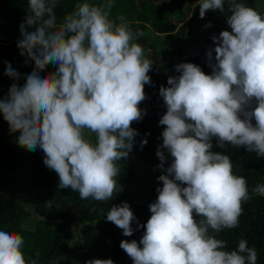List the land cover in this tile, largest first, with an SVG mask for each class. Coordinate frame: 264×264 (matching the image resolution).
Returning a JSON list of instances; mask_svg holds the SVG:
<instances>
[{"label":"clouds","instance_id":"1","mask_svg":"<svg viewBox=\"0 0 264 264\" xmlns=\"http://www.w3.org/2000/svg\"><path fill=\"white\" fill-rule=\"evenodd\" d=\"M58 5L59 0H27L17 48L34 69L22 86L11 85L0 113L10 132H19V146L43 151L44 165L58 176V190L106 202L122 190L118 162L127 160L138 135L131 124L144 114L138 106L146 98L144 86L151 84L153 61L136 42L143 31L123 15L112 17L114 0H79L59 18ZM226 8L231 31L211 37L214 47L206 52L211 74L180 63L174 68L179 75L159 88L166 106L155 153L162 187L148 205L147 222H137V230L144 229L139 242H120L132 264H257L247 240L228 251L227 242L217 238L238 227L251 197L247 180L233 174L230 156L211 149L215 138L220 148L230 145L264 158V14L238 0H200L199 18ZM48 64L55 71L42 74ZM5 75L21 78L10 64ZM146 143L142 139L140 147ZM165 153L171 157L167 167ZM251 192L264 197V184ZM45 204L51 207L52 201ZM105 218L125 237L133 235L136 217L127 202L113 205ZM24 244L19 233L0 229V264H37L25 259Z\"/></svg>","mask_w":264,"mask_h":264},{"label":"trees","instance_id":"2","mask_svg":"<svg viewBox=\"0 0 264 264\" xmlns=\"http://www.w3.org/2000/svg\"><path fill=\"white\" fill-rule=\"evenodd\" d=\"M77 2L79 0H59L58 18L71 12ZM238 2L264 14V0ZM258 2L263 8H257ZM199 3L200 0H114L112 17L123 15L133 29L143 31V37L136 42L144 48L153 66L148 73L151 84L144 86L146 98L138 106L144 114L131 124L138 132L133 149L127 160L118 162L121 172L116 179L122 190L113 199L106 202L81 200L71 189L58 190V176L44 165L43 151L19 146V132L11 133L0 113V229L24 237L22 251L26 260L35 259L37 264H85L91 259L110 258L114 264H132L131 258L120 248V242L133 239L139 242L144 229L137 230V222H147L151 215L148 205L155 201L156 189L162 187L157 177L163 173L156 167L160 161L155 153L162 144L164 126L158 122L166 106L159 88L168 87L169 76L179 75L174 68L180 63H193L205 74H211L206 52L214 47L211 37L222 31L212 34L211 27L222 23L231 31L226 23L230 15L227 8L224 12L209 10L201 19ZM26 15L27 0H0V100L7 97L13 83L22 86L24 77L34 69V62L21 56L17 48L21 38L19 25ZM205 20L211 22V27L203 25ZM149 33L167 35L170 42L160 47L148 40ZM214 56L213 52V62ZM8 64L21 74L19 81L5 75ZM54 71L55 66L48 64L42 74ZM142 139L147 143L141 148ZM212 144L213 152L230 156L233 174L247 180L251 197L243 204L238 227L222 230L217 238L227 242L228 251L234 250L240 239L247 240L248 247H254L257 252V264H264V197L251 192L255 185L264 184V158L230 145L220 148L215 138ZM165 156L167 167L171 157L167 153ZM50 200L51 207L45 204ZM121 202H127L136 217L131 225L133 235L129 237L105 218L108 210ZM24 225L30 230H25Z\"/></svg>","mask_w":264,"mask_h":264},{"label":"rangeland","instance_id":"3","mask_svg":"<svg viewBox=\"0 0 264 264\" xmlns=\"http://www.w3.org/2000/svg\"><path fill=\"white\" fill-rule=\"evenodd\" d=\"M257 8H263L262 5L259 2L257 4ZM190 16H191V12L189 11L188 17H190ZM202 23H203L204 26L209 24V23L211 24V22L209 20H205ZM220 30H226L222 23H220L219 25H213L211 27L210 31L213 34V31L214 32H219ZM148 36H149V38H148L149 41H155L157 43V45H159L160 47H166L169 44V42H170L168 40L169 36H167V35L149 33ZM216 36H218V35L216 34ZM23 202H24V206L26 207L27 203L24 201V199L21 200V203H23ZM28 209H29V207H28ZM32 217L34 218V216H32Z\"/></svg>","mask_w":264,"mask_h":264}]
</instances>
